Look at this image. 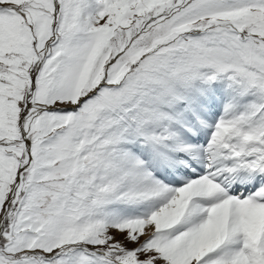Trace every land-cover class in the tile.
Segmentation results:
<instances>
[{
    "label": "snow or ice",
    "instance_id": "snow-or-ice-1",
    "mask_svg": "<svg viewBox=\"0 0 264 264\" xmlns=\"http://www.w3.org/2000/svg\"><path fill=\"white\" fill-rule=\"evenodd\" d=\"M0 264H264V0H0Z\"/></svg>",
    "mask_w": 264,
    "mask_h": 264
}]
</instances>
